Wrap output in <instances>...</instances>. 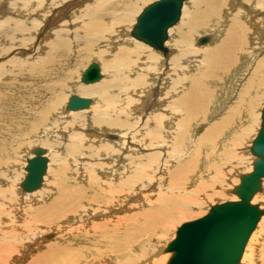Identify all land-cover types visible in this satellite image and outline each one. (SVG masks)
Wrapping results in <instances>:
<instances>
[{
  "label": "bare ground",
  "instance_id": "6f19581e",
  "mask_svg": "<svg viewBox=\"0 0 264 264\" xmlns=\"http://www.w3.org/2000/svg\"><path fill=\"white\" fill-rule=\"evenodd\" d=\"M148 1L0 0V132L7 130L0 139V171L5 168L11 182H15L7 185L8 180L0 181V217L10 219L7 226H0V264L25 263L29 253L39 245L43 250L32 255L26 264H81L82 258L86 261L95 257L104 259L105 253L98 250L99 246L86 249L89 250L87 255L81 247L72 250L83 242L94 241L95 234L100 233L104 247L113 253L114 264L146 261L145 246L154 236L158 233L163 236L170 224L187 213L186 209L189 212L192 207H200L205 198L213 195L222 198L228 187L224 185L227 173L243 164V157L236 153V148H241L253 132L259 110L264 107L263 100V107L259 106L264 99V0H185L179 20L168 29L166 52L131 34L139 14L154 0L146 4ZM138 8L142 10L136 17ZM204 33L211 35L206 41L200 39ZM48 36L53 44L59 39V51L51 54L45 51L42 40H47ZM169 44L174 54L165 61L160 54L167 56ZM57 55L60 57L55 63ZM153 56L157 58V67L154 63L146 64ZM92 60L103 61L99 64L106 76L86 83L82 80L83 73ZM134 63L141 64L134 66ZM82 66L77 81L75 74ZM118 85L124 87L121 92L109 90ZM222 85L225 88H221ZM139 91L143 94H137ZM73 94L85 98L94 94L96 98L92 97L88 110H69L67 102ZM24 97L28 100H23ZM134 97H137L135 103L141 100V107L135 112L128 108ZM13 99L28 113L22 114L20 120L25 122L22 128L13 127L9 122L11 119L20 124L19 119L8 115ZM70 112L73 113L70 123H76L72 128L71 124L64 125ZM84 115L85 118H80ZM127 116L132 128L126 123ZM200 121L202 124L198 126ZM6 122H9L7 126ZM202 126L204 131L200 137L188 139L192 129L201 127V130ZM39 129L51 132L50 140L58 137V142L67 148H57L64 152V159L53 166L54 155L50 158L49 150L41 141L47 149L49 164L44 184L26 192L20 186L15 164L19 163L20 153L26 151L25 140ZM14 133L20 134L19 140L7 139ZM109 134L111 137L107 139ZM87 135L91 136L88 146L96 139L104 148H87L81 144L87 141ZM173 139L180 145L179 157L167 153ZM36 146L31 148V156L27 158L33 156ZM254 158L253 155L251 163ZM128 162L133 167L132 175L124 173ZM200 168H206L211 174L207 178L200 177V181L191 178ZM241 174L232 192L240 183ZM172 179H179L174 186ZM189 179L198 183L190 188L191 193L182 185ZM17 183L21 197L13 196ZM181 188L189 195H180ZM263 190L264 179L262 189L257 190L252 199L260 209L264 207L256 202L255 196ZM34 193L39 197L31 199L35 201L29 210L23 207L15 210L20 217L14 230L13 210L2 213L5 202L8 200L11 208L13 201ZM236 199L237 194L230 198ZM124 211L135 213H130L133 217L129 218V212L122 213ZM113 212L118 215L114 216V221H110L112 216L108 220L104 218L105 213ZM70 214L73 216L66 220L64 217ZM102 216L104 221L96 222ZM263 216L264 213L260 220ZM116 220L125 231L121 237L117 236L120 232L117 225L113 226ZM260 220L246 242L244 261L248 258L245 250L250 242L247 250L251 248L253 259L264 264V218ZM53 225L56 234H46ZM44 235H48L45 238L56 235V238L43 240ZM138 237L140 242H137ZM170 253L163 255L154 250V255L160 256V263H164Z\"/></svg>",
  "mask_w": 264,
  "mask_h": 264
},
{
  "label": "water",
  "instance_id": "95a60500",
  "mask_svg": "<svg viewBox=\"0 0 264 264\" xmlns=\"http://www.w3.org/2000/svg\"><path fill=\"white\" fill-rule=\"evenodd\" d=\"M185 0H154L139 14L131 34L163 52L167 51L165 40L168 29L180 16ZM206 41L207 37L201 39ZM103 76L98 62H91L83 73L82 80L93 83ZM91 97L71 95L67 109L89 107ZM255 156L253 169L241 174L240 183L233 192L236 200L214 204L210 211L199 218L180 225L176 236L167 244L165 252H171L165 264H239L246 242L260 220L264 209L252 199L262 189L264 179V107L261 124L250 147ZM48 156L44 146H36L33 156L27 158L25 175L20 186L26 192L39 189L47 172ZM259 188V189H258Z\"/></svg>",
  "mask_w": 264,
  "mask_h": 264
},
{
  "label": "rangeland",
  "instance_id": "374dc122",
  "mask_svg": "<svg viewBox=\"0 0 264 264\" xmlns=\"http://www.w3.org/2000/svg\"><path fill=\"white\" fill-rule=\"evenodd\" d=\"M153 0H150V1H148L146 4H149L150 2H152ZM51 5H53V7L55 6V4L54 3H51ZM55 8H56V6H55ZM138 11H136L135 12V16L137 17V15H138V12H139V10H142L141 8H138L137 9ZM137 13V14H136ZM136 17H134V20L136 21ZM135 23V22H134ZM133 23V24H134ZM131 31V30H130ZM129 34H130V32H129ZM45 35H47V34H45ZM130 36H131V34H130ZM201 36H203V37H201L200 39H202V38H204V37H207V36H211V35H209V34H207V33H204V34H202ZM50 37L51 36H48V37H46L45 39H47V40H42V45H44L45 47H44V49H45V51L47 52V53H49V54H51V52L52 51H54V50H56V51H59L58 49H57V45H58V43H59V39L57 38V36H55V38L56 39H58V43L57 44H53V41L52 40H49L50 39ZM133 37V36H132ZM200 37V36H199ZM198 38V37H197ZM136 39V38H135ZM169 39H170V37H169ZM198 40V39H197ZM197 40H195L196 42H194L195 44H197ZM44 41H47V43H49V45H51L53 48H50V47H47V44L44 42ZM138 41H140V40H138ZM69 42V41H68ZM68 42H66L65 44H68ZM141 43L142 44H144V42H142L141 41ZM210 43V42H209ZM208 43V41H207V44H209ZM207 44H205V45H207ZM145 45H146V43H145ZM147 46H148V44H147ZM169 46V51H168V53H167V56H165L163 53H161V52H159V51H157V52H159V53H161L160 55V57H162L163 56V58H164V60L165 61H168V60H166L165 58H168L170 55H173L174 54V51H173V49L171 48V46H170V44L168 45ZM204 46V45H203ZM149 48H151L152 50H154L152 47H150V46H148ZM154 51H156V50H154ZM58 57H60V55H57V57H55L54 58V61H55V63H58L57 62V59H58ZM154 57V56H153ZM57 58V59H56ZM4 59V58H3ZM148 61H147V63L146 64H153L154 63V65L157 67L158 66V64H157V58L156 57H154V58H148L147 59ZM93 61V60H92ZM99 61V63L101 64V63H103V61L102 60H98ZM151 61H154V62H151ZM164 61V63H166ZM99 64V65H100ZM141 63H134V66H139ZM103 66V65H102ZM100 67H101V65H100ZM103 68V67H102ZM102 68H101V72H103L102 71ZM83 69V66L82 67H80L79 69H78V71H77V74H75V77H76V79H77V81H78V77H79V75H80V73H81V70ZM141 71V70H140ZM103 73H105V72H103ZM102 73V74H103ZM104 76V79H105V74L103 75ZM103 76H102V78H103ZM101 78V79H102ZM75 79V80H76ZM100 80V79H99ZM134 80H137L136 82L138 83V84H140L141 85V82L140 81H138V79H134ZM101 82V81H100ZM222 84V83H221ZM114 88V87H113ZM112 87H110L109 88V90H112V92L113 91H115L116 89V91L115 92H118V90L120 91H122V88H124L123 86H120V85H118L115 89H113ZM119 88V89H118ZM221 88H225V85H222V87ZM173 90V89H172ZM25 91V89L24 88H22L21 89V92H24ZM99 91V90H98ZM120 91V92H121ZM138 91V90H137ZM68 92V91H67ZM223 92H225V90H223ZM74 93V92H73ZM69 94V92L68 93H66V98L69 96L68 95ZM137 94H143L142 92H137ZM87 96H91V98L93 97V98H96L95 97V95L93 94V95H87ZM127 97H125V99L127 100L128 99V95H126ZM135 99H131V102L133 103H130L129 105H128V108H132L133 109V111L135 112V110L136 109H138V108H140L141 107V100L140 99H138V103H135V102H137V100H136V98L137 97H134ZM23 100H28V98L27 97H24V98H22ZM67 99H65V101H66ZM135 100V101H134ZM264 101V99H261V103H259V106H261V108L263 107V101ZM13 103V104H12ZM12 105H11V108L9 109V111H10V113L11 114H8L9 115V118H11V116H13L14 117V119H21V117H22V114H28L27 113V111L17 102V101H15L14 99L12 100ZM91 103H93V102H91ZM18 104V105H17ZM138 104V105H137ZM258 106V107H259ZM260 108V109H261ZM12 109H14V110H12ZM66 110V109H65ZM84 110H86V109H84ZM87 110H88V108H87ZM95 109H93L92 111H94ZM67 111V110H66ZM217 113V112H216ZM70 114V115H69ZM68 115H67V118H65V119H67L68 121H67V123H65L64 125H66V126H70L69 124H71V126H70V128H72L73 127V125L72 124H76L75 122H72V123H70V118H71V116L73 115V113H69ZM5 115V114H4ZM132 115H134L133 113H132ZM6 116V115H5ZM70 116V117H69ZM85 116L86 115H84V116H82V117H80V118H85ZM88 117V116H87ZM169 118V117H168ZM261 111L259 110V113H258V117H257V124H256V127H255V129L253 130V132L248 136V138L246 139V141H245V143L244 144H242L241 145V148H236V153L237 154H239V155H241V157H243V164L242 165H240L239 167H238V169L236 168V169H233L232 171H229L228 173H227V178H226V181L223 183L225 186H226V184L228 185V187L226 188V191H225V193L223 194V196H222V198H220L219 196H221V195H218V197L217 196H215V195H213L211 198L209 197V199L208 198H205L204 200H203V202H202V204H201V206L200 207H192V210H189V212H192V213H189L188 212V209H186L185 210V212H187L186 214H183L182 216H181V218L177 221V222H175L174 224L172 223V224H170L169 226H168V228H169V230L167 231V232H165V234H163V236L162 235H160L159 233L156 235V236H154V238H153V240L152 241H150V243L148 244V245H146L145 247H146V249H147V257H146V261H143V260H140L138 263H136V264H149V263H152V264H165L166 263V260H168V258H169V256L166 258V260L164 261V263L162 262V263H160L161 262V259H158V258H160V256L158 255V256H155L154 255V250H158L159 251V253L160 254H163V255H165V253H166V255H168L169 253L168 252H165V250H164V248L166 247V245L168 244V242L170 241V240H172L175 236V232H176V229H177V227L182 223V222H184V221H189V220H193V219H196V218H198V217H201V216H203L204 214H206L208 211H209V208H210V206L212 205V204H215V203H219V202H223V201H226V200H230V198H231V196L232 195H235L233 192H232V188H233V186L235 185V183L237 184L238 182H239V174H241V173H243V172H248V171H250L252 168H251V166H252V161L251 160H253V154L251 153V151H249L250 150V148H249V146H250V144H251V141H252V139L255 137V135H256V133H257V129H259V125H260V121H261ZM49 119H52L53 120V117H50ZM144 119H146L147 120V118H146V116H145V118ZM126 120H128V121H126ZM126 123H128V126L129 127H131L130 125H129V123L131 122V120L130 119H128V116H127V118H126ZM9 122L11 123V125L14 127V125H16L17 127H24V124H25V122L24 121H22V120H20V124H15V122L13 121V120H11V119H9ZM9 122H6L5 123V126H7L8 125V123ZM201 124H202V122L200 121V123H199V125L198 126H201ZM255 124V123H254ZM203 127V129H201V130H199V128H201V127H199V128H196V129H192L191 130V132H190V138H188V139H191L193 136H198V137H200L201 135H202V131H204V126H202ZM111 128V127H110ZM132 128V127H131ZM81 130H85L86 131V133H88L87 132V130L86 129H83V128H80ZM130 132H131V130H129ZM192 131H193V133H192ZM7 132V130H6V128H4V130L2 131V132H0V139H3L4 138V135H5V133ZM205 133V132H204ZM52 133L51 132H48L47 130H41V129H39V130H37V132L35 133V134H31L30 135V137H28L26 140H25V148H26V151L24 152V153H20V155H22L21 157H17L19 160L17 161V162H19V163H16L15 164V167H18V174H20L19 176V180H22L23 179V176L25 175L24 173H25V170H24V167H25V165H26V158L28 157V156H31V153H30V150H31V148L32 147H34V146H36V145H41L42 144V140H43V142H44V144L46 145H44V144H42V146H45V147H47V149L49 150V153H50V158H51V156H53L51 159H52V162L54 163L53 164V166L54 165H56L59 161H60V159H64V152H61V151H59L57 148H67L64 144H62V143H60V142H58V140H59V138L58 137H54V139H52V140H50L51 139V137H50V135H51ZM196 134V135H195ZM37 135H39V136H37ZM192 136V137H191ZM254 136V137H253ZM43 137V138H42ZM48 137V138H47ZM109 137H111V135L109 134V135H107L106 136V138L107 139H109ZM11 138H13V139H17V140H19L20 139V134L19 133H14L13 134V136L12 137H9L8 136V138L7 139H11ZM89 138V139H88ZM93 138V137H92ZM106 138H105V140H106ZM39 139H41V140H39ZM86 139H87V143L84 141V142H82L81 141V144L83 143V145H85L86 147L88 146V144H89V142H90V140H91V136L90 135H87L86 136ZM115 139H117V138H115ZM30 142H31V144H30ZM39 142V143H38ZM46 142V143H45ZM56 142V143H55ZM176 142V140L175 139H173L170 143H169V147H167L170 151H171V153H170V151L169 152H167V153H169V155L171 156V155H174V154H178V156L177 157H179V148L180 147H178V146H180L177 142ZM59 145H58V144ZM85 143V144H84ZM98 143V144H97ZM28 144V145H27ZM81 144H80V146H81ZM246 144V145H245ZM30 145V146H29ZM48 145H49V147H48ZM51 145V146H50ZM96 145V146H95ZM244 145V146H243ZM10 146H12V144L11 145H9V146H7L6 148H8V147H10ZM54 146H58V147H54ZM84 146V147H85ZM54 147V148H53ZM82 147V146H81ZM85 147V148H86ZM93 148V149H97V147L98 148H104V147H101L100 146V143L95 139V141H94V143H92L91 145H89L87 148ZM96 147V148H95ZM147 147H150L149 145H147ZM244 147V148H243ZM53 148V149H52ZM56 148V151L54 150ZM83 148V147H82ZM111 148H114V145H113V147H111ZM249 149V150H247V149ZM167 149V150H168ZM245 149V150H244ZM3 151H5L6 149H2ZM54 150V151H53ZM243 150V151H242ZM247 150V151H246ZM13 151H14V149H13ZM53 152V153H52ZM58 152H60L59 154H58ZM249 152V153H248ZM246 153V154H245ZM247 153L249 154L248 156H246L247 155ZM58 156V157H55L56 155ZM61 154H63V156L61 155ZM57 158H59V159H57ZM249 158H250V160H249ZM55 159V160H54ZM63 159H62V161H63ZM248 159V160H247ZM85 160H87V159H85ZM248 162H247V161ZM85 162H87V161H85ZM22 163V164H21ZM246 163V164H245ZM21 165V166H20ZM127 165H128V167H126L125 169H124V173L126 174V175H132L133 174V167H132V164L131 163H127ZM130 166V167H129ZM175 166H176V168H177V163L175 162ZM131 167H132V169H131ZM241 167V168H240ZM5 170V168H2V172L0 171V177H1V179H0V181L2 180V182H5V181H7L6 183H7V185H9V184H14L15 182H11L12 181V179H10V176L11 175H8L7 174V172L8 171H6V172H4V170ZM128 169V170H127ZM201 169V168H200ZM199 169V170H200ZM9 170V169H8ZM22 170V171H21ZM207 169L206 168H204V169H201V171H198V172H195L192 176H191V178H195V179H197V181H200V180H198L200 177H206L207 178V176L208 175H210L209 174V172L207 171ZM130 171V172H129ZM202 171H204L205 173H206V175L204 176V172H203V175H200V173H202ZM167 172H170V170H167ZM208 173V174H207ZM229 174V175H228ZM3 176V177H2ZM198 176V177H197ZM232 177V178H231ZM4 178V179H3ZM173 179H174V177H173ZM171 180L172 181V184H173V186H174V183L175 182H177L179 179H175V180ZM141 181V180H140ZM188 181V182H187ZM186 181V184L184 183V184H182L183 186H185V189L189 192V193H191L190 192V188H192L194 185L193 184H195V182L196 181H190V179L189 180H187ZM237 181V182H236ZM11 182V183H10ZM47 182V181H46ZM181 183H183V181L181 182ZM44 184V183H43ZM230 184V185H229ZM196 185H198V183L196 182ZM17 186V187H16ZM15 187H14V192H13V196H15V197H18V196H20L21 197V194L19 193V189H20V187L18 186V183H17V185H16ZM43 187V186H42ZM19 188V189H18ZM46 188V187H45ZM133 189V188H132ZM218 190V189H217ZM180 191L181 192H179L180 193V195H189V193H187V192H185V191H183V188H181L180 189ZM260 194V195H259ZM262 195V196H261ZM26 195H23V198H20L19 199V201L17 200V201H13V204H11V208L9 207V204L7 203L8 202V198L6 199L7 200V202H5V207H4V211L2 212V213H5V212H10V210H13L12 211V214H11V219H12V226L14 227V230L16 229V227H17V224L19 223V214H18V212H16L15 213V210H18V209H20V207H23V209L26 211V210H29L30 208H31V206H32V202L33 201H35V200H31V199H35V198H38L39 197V194H37V193H34L33 195H31V196H29V197H25ZM201 196V195H200ZM225 196V197H224ZM24 197H25V199H24ZM255 197H257L256 199H257V201L256 202H260L261 203V205L264 207V190H263V192H260V193H258ZM22 199V200H21ZM27 200H31V201H27ZM78 200H80L81 201V199H78ZM22 201H24L23 203H22ZM17 203V204H16ZM22 203V204H21ZM8 204V205H7ZM23 204H25V205H23ZM206 205V206H205ZM7 206V207H6ZM25 206V207H24ZM145 206L146 207H149L147 204H145ZM145 208V207H144ZM195 208V209H194ZM135 210H137L136 208H134ZM194 209V210H193ZM89 211H90V209H88ZM129 211H124V212H122V213H128ZM14 213H15V215H14ZM130 213H135V211H130L128 214L130 215L129 216V218H131V217H133V216H131V214ZM189 213V214H188ZM31 213L29 212L28 214H27V216L29 217V215H30ZM110 214V213H109ZM117 214V213H116ZM114 212L113 213H111L110 215H108V214H106L105 213V215H104V218L105 217H108L107 218V220L109 219V217H111L112 216V218H111V220L110 221H114L115 220V218H117L116 216H118V215H116ZM192 215V216H191ZM15 216V220H13V217ZM19 216V217H18ZM73 215H68V216H66V217H64L66 220H69L68 218H70L71 219V217H72ZM114 216H115V218H114ZM63 218V219H64ZM103 218V216L100 218H97L96 219V222H100L101 220H103L104 219ZM263 218H264V216L261 218V220H263ZM64 219V220H65ZM100 219V220H99ZM99 220V221H98ZM260 220V221H261ZM10 221V219H4V218H1L0 217V226H2V225H8V222ZM104 221V220H103ZM16 222V223H15ZM117 222H119V220H116L115 222H114V228H116V225H117V228L120 230V232H118V237H121L122 235H123V233L125 232L124 231V229H123V225H121V223L119 224V223H117ZM72 223V222H71ZM74 223V222H73ZM73 223H72V225H73ZM55 225H53L52 226V229H50V231H48L46 234H56V233H54V231L55 230H53V227H54ZM120 226V227H119ZM27 227V226H26ZM110 228H112V227H110ZM158 229V228H157ZM156 229V230H157ZM122 230V231H121ZM94 231V230H93ZM158 231V230H157ZM53 232V233H52ZM108 232V231H107ZM159 235V236H158ZM48 236V235H47ZM47 236H45L44 235V238L45 237H47ZM54 238H56V235H53L51 238H45V239H43V240H52V239H54ZM105 239V238H104ZM139 239V240H138ZM162 239V240H161ZM140 238L138 237L137 238V242L139 241L140 242ZM143 240V239H142ZM157 240V241H156ZM154 241V242H153ZM250 241V240H249ZM158 242V243H157ZM86 245H85V244ZM95 243V244H94ZM154 243V244H153ZM250 242H248V244H247V247H246V250H245V252L247 251V253L248 254H250L251 255V257L247 254L246 255V257H248V258H246L245 259V261H244V256H245V253L243 254V257H242V259H241V262L239 263V264H260L259 262H257L256 260H254L253 259V255L251 254V248H249V250H250V252H249V250H247V248H248V245H250L249 244ZM82 244V245H81ZM81 244H79V245H77L76 247H73L72 248V250L73 249H77V247L78 248H80L82 251H84L85 252V254L84 255H87V253L89 252V250H86V249H88V248H95L96 246L99 248L98 250H103V253H105V258L104 259H100V257H98V258H96L95 257V259L93 260V259H90V258H88L89 259V261H86V259H83L82 258V261H81V264H108V263H110V264H114V263H116V261L114 260V256H113V253H111V252H109L108 251V248H106V247H104V245H105V242H104V240H103V236L101 235V233L100 234H98V235H96L95 234V240L94 241H89V242H83V243H81ZM91 245V246H90ZM94 245V246H93ZM40 247H38V246H36L35 248H33V250L29 253V255H28V260L32 257V255L34 256L37 252H40V251H42L43 250V247H42V245H39ZM102 247V248H101ZM38 249H41V250H39L38 251ZM152 249V250H151ZM154 249V250H153ZM138 250H136L135 252H137ZM91 252L92 253H94V250L92 249L91 250ZM153 252V253H152ZM106 253H107V255H106ZM110 253V254H109ZM118 253H120V252H118ZM111 255V256H110ZM30 256V257H29ZM110 256V257H109ZM113 256V257H112ZM149 257H151L150 258V260L148 261V259H149ZM152 258H153V260H152ZM155 258V259H154ZM157 258V259H156ZM109 259L111 260V261H109ZM28 260H26V262L24 263H22V264H26L27 262H28ZM92 260V261H91ZM106 260V261H105ZM158 260V261H157ZM105 261V262H104ZM109 261V262H108ZM87 262H89V263H87ZM91 262V263H90ZM100 262V263H99ZM108 262V263H107ZM157 262H159V263H157ZM246 262V263H245ZM80 264V263H79Z\"/></svg>",
  "mask_w": 264,
  "mask_h": 264
}]
</instances>
